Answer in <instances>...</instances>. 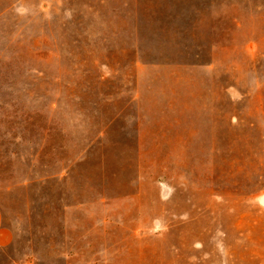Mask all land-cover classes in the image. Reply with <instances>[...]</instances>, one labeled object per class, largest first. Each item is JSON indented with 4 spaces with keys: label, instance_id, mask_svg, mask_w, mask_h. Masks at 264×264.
I'll return each mask as SVG.
<instances>
[{
    "label": "rangeland",
    "instance_id": "374dc122",
    "mask_svg": "<svg viewBox=\"0 0 264 264\" xmlns=\"http://www.w3.org/2000/svg\"><path fill=\"white\" fill-rule=\"evenodd\" d=\"M0 264H264V0H0Z\"/></svg>",
    "mask_w": 264,
    "mask_h": 264
},
{
    "label": "crops",
    "instance_id": "0c3cea01",
    "mask_svg": "<svg viewBox=\"0 0 264 264\" xmlns=\"http://www.w3.org/2000/svg\"><path fill=\"white\" fill-rule=\"evenodd\" d=\"M0 227H1V215H0ZM4 246H5L4 244H0V252L3 250ZM7 262L8 264H18L15 261H7Z\"/></svg>",
    "mask_w": 264,
    "mask_h": 264
}]
</instances>
